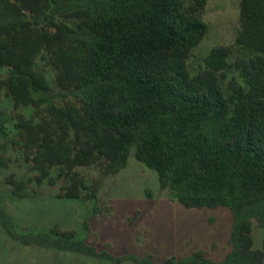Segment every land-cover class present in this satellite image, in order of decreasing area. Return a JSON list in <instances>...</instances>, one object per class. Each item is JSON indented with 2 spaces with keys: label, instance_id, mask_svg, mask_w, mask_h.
I'll return each mask as SVG.
<instances>
[{
  "label": "trees",
  "instance_id": "trees-1",
  "mask_svg": "<svg viewBox=\"0 0 264 264\" xmlns=\"http://www.w3.org/2000/svg\"><path fill=\"white\" fill-rule=\"evenodd\" d=\"M206 4L0 0V182L20 159L33 173L6 176L12 196L28 199L34 186L62 180L60 198L88 192L97 200L101 182L89 184L76 169L97 166L108 177L133 154L183 207L232 215L223 260L198 251L163 264H264V236L262 250L253 236L254 221L264 230V0H242L235 45L212 49L192 72L189 61L209 32ZM3 98L13 104L10 119ZM0 224L25 244L158 264L100 250L69 230L26 239L2 205Z\"/></svg>",
  "mask_w": 264,
  "mask_h": 264
},
{
  "label": "rangeland",
  "instance_id": "rangeland-1",
  "mask_svg": "<svg viewBox=\"0 0 264 264\" xmlns=\"http://www.w3.org/2000/svg\"><path fill=\"white\" fill-rule=\"evenodd\" d=\"M194 0H184L186 6ZM242 0H207L203 20L209 32L197 46L189 67L192 72L202 69L203 59L220 46H234L239 29ZM238 48L235 49V54ZM50 80L54 75L47 69ZM8 118L12 116L13 104L3 98L1 105ZM21 112L31 116V108ZM20 158L19 153L11 152ZM89 184L101 182L97 200L85 197L73 200L58 195L63 182L56 186L47 182L34 186L33 197L16 199L11 187L4 183L7 175L17 178L32 176L28 166L20 159L10 168L1 171L0 205L12 217L15 232L26 239L38 233L54 236L55 231H73L77 240H86L98 249L114 255L130 253L139 258L151 257L158 264L171 258L187 257L203 251L214 261H221L231 251L229 243L232 215L226 208L187 209L183 207L176 192L163 188L156 171L136 160L133 154L128 166L121 172L103 176L97 166L76 169ZM57 170L53 171L56 176ZM95 207L99 213L95 214ZM88 222L89 229L85 228ZM255 249L262 250L264 230L254 221ZM0 264H117L108 260L78 253L66 252L55 247L25 244L12 237L0 224ZM123 264H135L131 261Z\"/></svg>",
  "mask_w": 264,
  "mask_h": 264
}]
</instances>
